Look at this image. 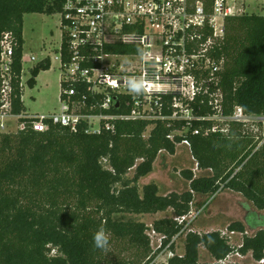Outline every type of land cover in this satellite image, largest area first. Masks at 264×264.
Instances as JSON below:
<instances>
[{"label":"trees","instance_id":"16d2710c","mask_svg":"<svg viewBox=\"0 0 264 264\" xmlns=\"http://www.w3.org/2000/svg\"><path fill=\"white\" fill-rule=\"evenodd\" d=\"M190 1H201L207 8L212 4V0ZM62 8L63 0H0V39L6 31L16 36L17 73L22 69L25 14L51 15ZM113 49L119 53L132 50L125 45ZM63 51L64 61L69 60L65 41ZM213 54L223 62L217 84L210 88L222 94L221 114L229 116L241 106L247 114L264 115V8L263 13L226 16L225 34L217 40ZM50 67V59L38 62L31 69L28 86L34 88L40 72ZM63 86L69 87L65 82ZM81 89L88 93L89 108L95 99L87 87ZM17 95L15 111L25 110L19 87ZM103 98L101 94L97 99ZM120 102L109 112L128 113L127 98L121 96ZM192 107L200 116L217 113L208 94L200 95ZM49 122L44 132L29 126L0 134V264H152L155 255L148 231L162 234V247L174 249L172 241L185 224L176 217L191 213L196 194H215L221 188L241 193L258 211H264V141L256 142L243 123L228 122L225 132L221 128L212 131L215 120H194L180 134L187 126L184 120H115V131L98 133L86 132L83 124L73 132ZM172 132H176L173 139L169 137ZM185 139L198 168L212 174L195 176L193 170L185 169L182 174L190 181L188 190L162 195L156 183H149L141 192L138 181L154 170L159 154H175ZM133 168L130 178L127 175ZM168 209L176 216L158 219L152 226L125 216ZM252 213L264 219V214ZM101 227L110 233L106 252L93 246V233ZM227 230L244 235L238 247L220 231H190L184 255H173L168 264H221L218 260L235 251L251 253L256 261L264 258V224L234 221ZM248 230L255 233L249 235ZM201 247L216 261L200 262Z\"/></svg>","mask_w":264,"mask_h":264},{"label":"built area","instance_id":"2783aa9c","mask_svg":"<svg viewBox=\"0 0 264 264\" xmlns=\"http://www.w3.org/2000/svg\"><path fill=\"white\" fill-rule=\"evenodd\" d=\"M59 14L62 43L55 58L64 75L60 109L51 114L15 111L17 88L23 102L31 74L25 79L24 46L22 69L20 73L15 70L18 41L13 32L6 31L0 39V134L16 133L29 126L44 132L49 121L73 132L83 124L86 132L98 133L102 129L115 131V120H184L187 126L180 134L194 120H215L218 116L227 123H264V115L247 114L241 106H236L229 116L222 115V94L220 90H210L217 84V73L222 69L223 62L216 60L213 51L217 40L225 34V17L238 14L230 0H212L210 8L201 1L190 0H63ZM118 45L132 50L116 52L113 48ZM44 59L51 62L49 56ZM131 76L147 78V91L139 96L130 93L125 79ZM62 82L69 87H62ZM82 87H87L95 99L89 108L88 93ZM101 94L104 98L98 100ZM202 94L210 96L217 113L200 116L194 112L192 103ZM121 96L127 98L130 111L109 112L120 106ZM166 109L172 112L166 113ZM93 110L99 112H89ZM217 129L215 125L212 131ZM227 129L221 128L225 132ZM194 132L199 133V129ZM175 133L169 137L173 139ZM181 144L191 147L187 139ZM188 217H176L185 223L178 235L185 230ZM242 256L235 251L218 262L239 264L235 258ZM258 262L264 264V258Z\"/></svg>","mask_w":264,"mask_h":264},{"label":"rangeland","instance_id":"374dc122","mask_svg":"<svg viewBox=\"0 0 264 264\" xmlns=\"http://www.w3.org/2000/svg\"><path fill=\"white\" fill-rule=\"evenodd\" d=\"M247 1L251 3L245 5L241 3ZM264 0H230L236 3L238 13H263L262 2ZM60 14L27 13L24 16V58H25V79L30 77V70L44 57L49 56L52 65L49 70L41 71L37 77V84L34 88L25 85L23 93V104L27 112L33 114H51L60 109L61 81L64 79L60 62L55 60L59 47L62 43V27L60 24ZM34 56L35 59H31ZM216 128H227V121L219 116L215 119ZM153 124L147 128L145 135L148 136ZM243 129L255 136V141L262 144L264 140V123L250 122L243 126ZM141 160H138L139 163ZM193 170L195 176L211 175L212 171L198 168L191 148L184 144H178L175 154L162 151L154 163V170L142 177L138 181L140 191L149 183H156L160 194L166 195L170 192H184L190 188V181L186 179L182 171ZM135 168L128 173V177H133ZM258 212L252 202L247 200L241 193L221 188L215 194H196L192 211L186 221V227L182 234L174 240V249L169 246L162 247L163 235L156 233L153 229L148 231L151 241L154 264H168V260L173 255H184L186 235L190 231L201 234L210 231H220L229 238V242L238 247L244 235L240 232H229L227 227L234 221H247L250 226L264 224V219L252 212ZM263 212V213H261ZM258 214H264L261 211ZM126 218L145 222L152 226L153 222L168 217H175L172 209L158 213L127 214ZM249 235L254 231L248 230ZM173 251V252H172ZM53 254L57 253L54 249ZM239 264H259L251 253L235 258ZM214 259L205 247L200 250V262H214ZM152 263V264H153Z\"/></svg>","mask_w":264,"mask_h":264},{"label":"clouds","instance_id":"9594fccd","mask_svg":"<svg viewBox=\"0 0 264 264\" xmlns=\"http://www.w3.org/2000/svg\"><path fill=\"white\" fill-rule=\"evenodd\" d=\"M143 55V52H141ZM126 87L130 93L137 96L143 94L148 89L149 81L144 77L131 76L125 79ZM110 233L101 227L93 233V246L101 251H107L109 248Z\"/></svg>","mask_w":264,"mask_h":264},{"label":"crops","instance_id":"0c3cea01","mask_svg":"<svg viewBox=\"0 0 264 264\" xmlns=\"http://www.w3.org/2000/svg\"><path fill=\"white\" fill-rule=\"evenodd\" d=\"M244 3H246L245 5H248V4L251 5V3H247V1H244L243 3L240 4V6H242ZM230 4H231L232 6L235 7V10H236V11H238L236 3H231V2H230ZM263 7H264V1L262 2V9H263ZM36 14H40V13H36ZM238 14H241V13H238ZM23 33H24V27H23ZM61 35H62V34H61ZM23 37H24V36H23ZM24 40H25V39H24ZM55 60H57V59L55 58ZM51 65H52V60H51ZM23 93H24V91H23ZM258 212L260 213L261 211H258ZM261 213H263V212H261Z\"/></svg>","mask_w":264,"mask_h":264},{"label":"water","instance_id":"95a60500","mask_svg":"<svg viewBox=\"0 0 264 264\" xmlns=\"http://www.w3.org/2000/svg\"><path fill=\"white\" fill-rule=\"evenodd\" d=\"M117 106H118V104H117Z\"/></svg>","mask_w":264,"mask_h":264}]
</instances>
